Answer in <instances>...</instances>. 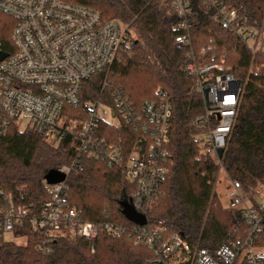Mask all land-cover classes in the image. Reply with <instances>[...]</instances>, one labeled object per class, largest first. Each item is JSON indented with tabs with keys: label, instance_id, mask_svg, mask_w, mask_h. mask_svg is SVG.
<instances>
[{
	"label": "built area",
	"instance_id": "1",
	"mask_svg": "<svg viewBox=\"0 0 264 264\" xmlns=\"http://www.w3.org/2000/svg\"><path fill=\"white\" fill-rule=\"evenodd\" d=\"M143 1L149 4L157 0ZM199 2L222 29L237 36L254 55H264L263 28L250 25L246 16L223 0ZM194 3L173 0L171 4L170 13L179 31L176 44L186 50L180 72L195 79L193 90L203 99L204 113L196 120L206 129L201 154L214 159L224 171L222 159L240 110L242 83L234 74L220 72L223 67L215 62V54L208 55L206 48L195 49ZM0 13L14 20L11 43L6 46L9 51L0 41V58L5 55L0 59V136L16 127L48 143L54 141L56 146L66 138L77 142L70 164L57 170L66 180L47 184L50 197L39 211L0 190V244L26 243L27 236L17 235V231L31 227L41 235L37 251L43 255L51 253L59 238L74 236L84 238L95 252L100 235L121 239L127 229L116 222L84 220L69 201V175L82 171L84 158L101 160L109 167L123 166L135 187L130 203L136 213L147 217L159 202L169 173L166 146L172 104L159 89V99L137 107L123 87L111 81L115 67L124 64L133 52L130 25L106 21L100 11L65 0H0ZM93 78H98L100 94L96 100L86 101L84 84ZM104 124H123L138 134L127 159L106 136ZM229 198L226 207L241 211L248 230L215 251L191 244L181 234L152 227L149 221L137 225L132 236L136 244L153 253L151 264H264V246L260 244L264 202L253 205L239 182H232Z\"/></svg>",
	"mask_w": 264,
	"mask_h": 264
},
{
	"label": "trees",
	"instance_id": "2",
	"mask_svg": "<svg viewBox=\"0 0 264 264\" xmlns=\"http://www.w3.org/2000/svg\"><path fill=\"white\" fill-rule=\"evenodd\" d=\"M65 1L94 8L106 21L130 25L133 52L124 64L115 67L111 81L122 86L137 107L159 99V89L172 104L166 146L169 173L159 202L147 214L149 225L181 234L191 244L199 243L210 251L243 236L248 229L241 211L224 206L215 190L220 165L201 154L206 129L196 120L204 113V104L202 96L193 90L195 79L180 72L186 50L176 44L179 31L170 13L173 0L149 4L143 0ZM223 1L246 16L250 25L264 29V0ZM193 9L195 49L206 48L208 55L215 54V62L223 67L220 72L232 73L242 83L241 106L222 164L228 178L239 182L249 201L257 206L258 190L264 187V55H254L237 36L222 29L199 0ZM13 27L14 20L0 13V41L8 51ZM84 89L86 101L96 100L100 94L98 78L86 82ZM103 127L127 159L138 134L123 124ZM76 148L77 142L71 138L53 146L40 136L13 127L0 136V190L39 211L50 197L46 176L70 164ZM81 164L82 171L72 172L67 181L71 205L84 220L121 224L127 229L126 235L121 239L100 235L95 252L82 237L59 238L46 256L37 251L41 235L28 227L17 231V235L27 236L25 244H0V264H151L153 253L136 244L132 231L137 224L124 214L123 203L130 201L135 190L124 167H109L88 158ZM260 244L264 246V235Z\"/></svg>",
	"mask_w": 264,
	"mask_h": 264
},
{
	"label": "water",
	"instance_id": "3",
	"mask_svg": "<svg viewBox=\"0 0 264 264\" xmlns=\"http://www.w3.org/2000/svg\"><path fill=\"white\" fill-rule=\"evenodd\" d=\"M4 57H5V55L1 54L0 59H2ZM223 154H224V151L222 149L219 150V156L222 157ZM65 180H66V176L57 170H53V171L49 172L45 178V181L48 185L59 184V183L64 182ZM123 206H124V214L127 216V218L129 220H131L132 222H134L135 224H137L139 226H144L148 223V219L146 216L140 215V214L135 212L130 201L126 200L123 203Z\"/></svg>",
	"mask_w": 264,
	"mask_h": 264
},
{
	"label": "rangeland",
	"instance_id": "4",
	"mask_svg": "<svg viewBox=\"0 0 264 264\" xmlns=\"http://www.w3.org/2000/svg\"><path fill=\"white\" fill-rule=\"evenodd\" d=\"M125 80L128 81V78H126ZM50 143L55 146L57 145V143L54 141H50ZM231 189H232V181L228 178V176L226 175L224 171H220L218 175L217 183L215 186V190L224 206H227L229 204V201H230L229 193ZM257 201L264 202V195L259 193L257 196ZM8 238H10V235H8ZM17 243L24 244L25 242L22 240Z\"/></svg>",
	"mask_w": 264,
	"mask_h": 264
},
{
	"label": "crops",
	"instance_id": "5",
	"mask_svg": "<svg viewBox=\"0 0 264 264\" xmlns=\"http://www.w3.org/2000/svg\"><path fill=\"white\" fill-rule=\"evenodd\" d=\"M261 193L262 195H264V191H263V187H261L259 190H258V194Z\"/></svg>",
	"mask_w": 264,
	"mask_h": 264
}]
</instances>
